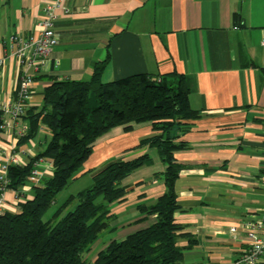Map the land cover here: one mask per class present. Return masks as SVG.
<instances>
[{
	"label": "crops",
	"instance_id": "0c3cea01",
	"mask_svg": "<svg viewBox=\"0 0 264 264\" xmlns=\"http://www.w3.org/2000/svg\"><path fill=\"white\" fill-rule=\"evenodd\" d=\"M53 2L69 12L56 10L58 43L42 66L27 69L33 84L26 111L41 108L44 88L54 79L88 80L103 60L102 82L137 73L182 76L198 116L175 131V141L183 143L173 152L179 164L173 216L183 233L177 244L184 247L178 264H232L247 246L244 222L264 218V0H0V102L14 96L23 72L10 36L33 34ZM153 133L150 121L111 127L95 139L71 182L114 159L151 156L122 179L125 195L109 205L113 229L90 250L156 221L141 207L165 192V164L155 148L138 147ZM49 137L43 126L22 144L1 132L0 147L7 154L14 146L24 165ZM40 159L41 178L50 176L51 160ZM33 184L27 179L16 191L7 189L4 209L16 210L19 193L31 198Z\"/></svg>",
	"mask_w": 264,
	"mask_h": 264
},
{
	"label": "trees",
	"instance_id": "16d2710c",
	"mask_svg": "<svg viewBox=\"0 0 264 264\" xmlns=\"http://www.w3.org/2000/svg\"><path fill=\"white\" fill-rule=\"evenodd\" d=\"M104 68L105 60L97 62L88 80L54 79L44 88L41 108L22 116L27 119V131L18 144L34 137L42 126L50 137L26 164L8 165L7 188L16 191L27 183L38 158L51 160L53 170L32 185L31 198L0 215V264H89L83 253L113 229L109 205L125 195L122 179L149 164L151 156L143 153L111 160L92 171L90 186L69 195L49 218L43 215L81 173L98 136L118 124L144 121L152 123L154 133L142 138L138 147L155 148L165 164V192L153 204L141 207L157 219L121 240L110 241L91 264H178L183 258L184 247L177 244L183 233L173 216L179 171L173 152L183 147L175 141V131L198 112L189 105L182 76L137 73L102 82Z\"/></svg>",
	"mask_w": 264,
	"mask_h": 264
},
{
	"label": "built area",
	"instance_id": "2783aa9c",
	"mask_svg": "<svg viewBox=\"0 0 264 264\" xmlns=\"http://www.w3.org/2000/svg\"><path fill=\"white\" fill-rule=\"evenodd\" d=\"M58 8H61L64 13L69 12L67 6H61L58 2L47 4L43 8V14L37 22V28L33 34L27 37L13 34L9 38V42L16 47L15 54L23 65V72L19 80V88L14 96L0 102V130L10 133L16 139L24 137L27 131L26 123L21 121L26 112L33 84V75L27 69L28 67L38 69L42 66L48 60L53 47L58 43V35L53 28ZM260 42L264 46V30ZM27 48L31 50L28 57L25 55ZM54 66H57V62L54 63ZM17 154L18 150L14 146L9 148L7 154H5V148L0 147V157H3V162L0 164V215L5 211L4 193L9 189L7 188L9 183L8 165H20ZM40 161L41 159L38 158L33 162V168L27 177L32 183H37L41 178ZM50 164L52 166V163ZM260 179L264 183V173ZM243 226L247 230V246L232 264H264V218L245 221ZM232 231H235V228H232Z\"/></svg>",
	"mask_w": 264,
	"mask_h": 264
},
{
	"label": "rangeland",
	"instance_id": "374dc122",
	"mask_svg": "<svg viewBox=\"0 0 264 264\" xmlns=\"http://www.w3.org/2000/svg\"><path fill=\"white\" fill-rule=\"evenodd\" d=\"M91 177L90 176H86L83 177L82 179L74 182V183H70L65 189H63L61 192H59L56 196V200L55 203H53L50 208L45 212V214L43 215V219H47L50 217L51 213L71 194H76L78 191L88 187L91 185ZM19 196H17L18 198H20V200H27V196L25 194H18ZM110 224V223H109ZM90 250V249H89ZM86 251L83 253V257L86 259L87 257V262L89 264H91V258H89L88 254H96L97 253V249L95 247H92V249L90 251Z\"/></svg>",
	"mask_w": 264,
	"mask_h": 264
}]
</instances>
